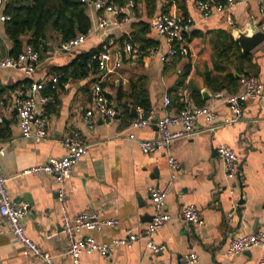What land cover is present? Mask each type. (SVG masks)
I'll use <instances>...</instances> for the list:
<instances>
[{
  "label": "crops",
  "instance_id": "1",
  "mask_svg": "<svg viewBox=\"0 0 264 264\" xmlns=\"http://www.w3.org/2000/svg\"><path fill=\"white\" fill-rule=\"evenodd\" d=\"M162 2L172 12L178 10L193 17L190 54L162 60L159 53L149 52L153 47L162 52L168 50L166 42L157 39L153 31L156 43L145 50L142 48L144 58L139 63L133 64L125 54L122 67L105 77L104 85L119 115L109 121L97 117L93 129L86 124L85 116L93 106V81L101 74L92 76L86 66L83 68L81 57L100 49L109 36L131 40L134 22L150 21L155 15L149 17L143 3L138 4V11H134L130 21L106 32L96 29L97 11L86 5L91 29L86 34L87 40L73 51L60 50V41L53 35L46 40L47 48H41L40 62L32 76L0 67V147L6 149L5 156L1 157L2 172L8 178L10 197L29 205V212L22 219L27 234L55 256L56 264H74L68 253L69 240L63 232L56 178L50 174H16L28 166L65 155L67 149L61 139L72 132H79L91 146L74 166L68 181L66 205L70 214L74 216L91 209L102 218L119 220L102 230H83L76 234L77 238L90 235L99 241H111L124 236L128 226L144 230L153 214L149 187L164 186L168 182L170 156L181 163L166 198V209L172 219L154 234L155 241L165 243L166 249L154 253L142 241L131 248H117L110 258L99 253L82 254L81 264H182L184 254L189 251L198 253L199 264H257L264 254V246L242 254H230L227 250L231 238L238 233L264 230V99L245 101L244 118L240 122L176 139L169 148L157 153L142 152L139 144L128 138L132 131L129 124L136 117L131 114L132 106L139 113L145 110L131 102L132 83L139 80L159 114L164 110L167 95L172 99L171 111L210 105L215 107L220 119L234 114L229 104L214 98L213 94L217 90L238 92L246 73L258 76L264 83V42L242 55L246 52L234 38V28H245L252 19L264 27V0H245L229 14L216 13L209 18L202 16L194 0H175L173 5L158 0V6ZM2 13L4 6L0 7ZM12 46L4 21H0V59L14 56L10 54ZM56 75L59 81L53 84L50 79ZM43 81L46 82L43 92L52 101L38 102L36 107L37 114L48 118L47 137L39 141L22 136L16 99L32 93V84ZM204 89L208 90L206 95ZM196 126L204 128L207 123L202 117ZM134 131L140 138L159 135L154 124ZM222 143L233 147L239 156L243 188L238 175L236 179L226 175L224 161L217 151ZM242 191L243 204L240 203ZM233 198L238 207L234 218H230ZM189 203L198 208L200 224L183 219L182 208ZM23 249L13 234L0 235V264H30L33 259L37 264H47L25 256Z\"/></svg>",
  "mask_w": 264,
  "mask_h": 264
},
{
  "label": "built area",
  "instance_id": "2",
  "mask_svg": "<svg viewBox=\"0 0 264 264\" xmlns=\"http://www.w3.org/2000/svg\"><path fill=\"white\" fill-rule=\"evenodd\" d=\"M9 0H0V7ZM85 5L97 11L96 29L105 32L114 27H119L128 22L134 15V10L138 6L135 0H128L122 5L115 4L110 0H80ZM245 0H219L211 3L209 0H194V5L204 18H209L214 14H229L231 10L239 6ZM170 5L175 4V0H166ZM162 2L158 6V11L150 19L151 28L159 40H164L168 45V50L162 52L160 48L153 47L149 52L158 54L162 60L183 54H190L189 34L194 26V19L188 14L178 10H164ZM228 18H231L228 15ZM10 19V15L0 14V21ZM87 40L86 34H80L68 41L62 42L60 50L73 51L77 46ZM130 57L133 64L139 63L144 58L140 44H135L129 39L122 37H108L104 39L100 49L94 51L86 61L87 70L92 76L101 74L94 79L92 84L93 106L86 111L85 121L89 128L93 129L97 123V117L104 120H112L118 112L113 99L106 89L105 77L110 73H115L122 67L124 55ZM40 62V51L32 44H26L24 49L17 56H7L0 59V67L19 70L28 76H32ZM53 84L59 81V76H53ZM46 82L32 84V93L26 96H18L16 108L19 116V125L22 136L32 137L36 140L46 139V129L48 118L46 115L36 113L38 102L48 104L52 101L50 95L43 92ZM35 91H41L38 95ZM214 98L220 99L229 104L234 114L220 119L215 107L186 106L178 111H171L169 107L172 103L170 96H166L163 103V112L159 114L156 108L143 110L134 117L129 128L132 130L128 138L137 142L146 154L157 153L169 148L172 143L179 138H190L206 131H212L222 125H234L244 118L242 104L248 100L264 99V83L254 74L246 73L241 79V88L236 93H226L217 90L213 94ZM157 115H160L159 135L154 138H140L135 131L154 124ZM204 118L207 126L197 127L199 118ZM61 143L66 147L65 155L50 158L47 162L34 164L24 168L19 175L28 174H50L56 178V194L62 209L63 232L69 240L68 253L71 255L74 264H81L82 254L99 253L110 258L119 247L131 248L139 242L144 241L147 248L154 253L162 252L166 249L165 243L155 241L154 234L172 219L171 214L166 209V198L168 192L177 178L181 163L178 159L170 156L169 168L170 178L164 186L152 185L149 187L150 196L153 202V214L147 227L138 231L132 226L126 228L125 235L114 238L111 241H99L93 236L87 235L77 238L76 234L83 230H102L105 226H114L119 220L117 218H102L98 212L86 209L82 212L71 215L66 200L68 196V181L72 176L74 166L88 153L91 144L84 141L79 132H72L61 139ZM217 151L224 161L226 175L228 178L236 179L239 172V156L228 144H219ZM6 149L0 147V235L4 233L13 234L24 246L23 254L33 256L47 264H56L55 256L49 251L43 250L26 232L22 219L29 212L27 203L14 201L8 192V178L2 172L1 157L5 156ZM235 188V187H234ZM231 189L234 194L235 190ZM238 204L232 199V208L228 213L230 218H234ZM182 217L185 221L200 224L201 218L195 204H185L182 208ZM256 246H264V230L246 233L240 232L233 236L228 244L230 254H242ZM30 264H37L33 259ZM156 264V263H149ZM182 264H199V256L195 251L184 254ZM257 264H264V254L259 258Z\"/></svg>",
  "mask_w": 264,
  "mask_h": 264
},
{
  "label": "trees",
  "instance_id": "3",
  "mask_svg": "<svg viewBox=\"0 0 264 264\" xmlns=\"http://www.w3.org/2000/svg\"><path fill=\"white\" fill-rule=\"evenodd\" d=\"M110 1L122 5L128 0ZM135 1L145 5L149 17L158 9V0ZM163 9L167 11L168 6L164 5ZM134 11H138V6ZM4 13L10 15V19L4 21V27L7 37L13 43L10 54L14 56H17L26 44H32L39 51L41 48L46 49V40L53 35L62 43L80 34H88L92 25L91 18L86 12V5L80 0H9L4 5ZM28 35V39H25ZM133 35L130 41L139 43L144 50L156 43L152 38L153 30L149 20L139 19L134 22ZM96 50L89 51L81 57L83 68ZM131 102L145 110L152 108L140 80L138 83H132Z\"/></svg>",
  "mask_w": 264,
  "mask_h": 264
},
{
  "label": "water",
  "instance_id": "4",
  "mask_svg": "<svg viewBox=\"0 0 264 264\" xmlns=\"http://www.w3.org/2000/svg\"><path fill=\"white\" fill-rule=\"evenodd\" d=\"M211 3H214V0H209ZM236 30V33L234 34L235 40L239 43L241 49L243 52H251L256 47L261 45L264 42V27L260 26L255 19H252L248 22L247 26L245 28H234ZM42 42V41H41ZM61 46V43H60ZM129 57V56H128ZM238 76V75H237ZM207 89L203 90L204 95L207 94ZM131 114L133 116H138L139 112L138 109L135 106H132V112ZM118 112L116 114V117L118 116ZM160 115H157L154 120V126L157 130H159L157 123L159 122ZM243 166L242 164H239V172L238 176L240 179V187L243 188L242 184V177L240 170H242ZM240 203L243 204L245 202L244 200V192L242 191L240 194Z\"/></svg>",
  "mask_w": 264,
  "mask_h": 264
}]
</instances>
